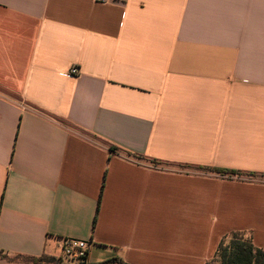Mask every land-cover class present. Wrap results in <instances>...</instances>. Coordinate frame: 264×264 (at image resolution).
Wrapping results in <instances>:
<instances>
[{
    "label": "crops",
    "instance_id": "0c3cea01",
    "mask_svg": "<svg viewBox=\"0 0 264 264\" xmlns=\"http://www.w3.org/2000/svg\"><path fill=\"white\" fill-rule=\"evenodd\" d=\"M235 233L264 249V0H0V264H211Z\"/></svg>",
    "mask_w": 264,
    "mask_h": 264
},
{
    "label": "trees",
    "instance_id": "16d2710c",
    "mask_svg": "<svg viewBox=\"0 0 264 264\" xmlns=\"http://www.w3.org/2000/svg\"><path fill=\"white\" fill-rule=\"evenodd\" d=\"M157 162V161H156ZM221 173H237L235 170H228L221 167L207 168ZM26 261L36 264H71L65 262L62 257L43 254L41 256L22 257ZM216 258L220 260V264H264V249L254 244L250 236L235 233L230 242L224 244V241L219 245L216 251ZM215 258V259H216ZM118 262L128 264L121 258H112L97 264H111ZM73 264H92L88 258H84Z\"/></svg>",
    "mask_w": 264,
    "mask_h": 264
},
{
    "label": "built area",
    "instance_id": "2783aa9c",
    "mask_svg": "<svg viewBox=\"0 0 264 264\" xmlns=\"http://www.w3.org/2000/svg\"><path fill=\"white\" fill-rule=\"evenodd\" d=\"M97 1L106 2L107 0H97ZM79 73H80V69L76 65L71 67V69L68 72V74L71 76H76ZM90 245L91 243L85 239L65 238L60 247L62 257L64 259H67L64 261L73 264V261L77 262L84 259L85 257L88 258Z\"/></svg>",
    "mask_w": 264,
    "mask_h": 264
},
{
    "label": "rangeland",
    "instance_id": "374dc122",
    "mask_svg": "<svg viewBox=\"0 0 264 264\" xmlns=\"http://www.w3.org/2000/svg\"><path fill=\"white\" fill-rule=\"evenodd\" d=\"M232 236H233V235H231L230 237H228L227 239H225V240H224V244L230 242V240L232 239ZM65 260H67V259H65ZM69 260H70V258H69ZM71 261H72V260H71ZM74 262H75V261H73V263H74ZM211 264H220V260H218V259L216 258L215 260L212 261Z\"/></svg>",
    "mask_w": 264,
    "mask_h": 264
}]
</instances>
